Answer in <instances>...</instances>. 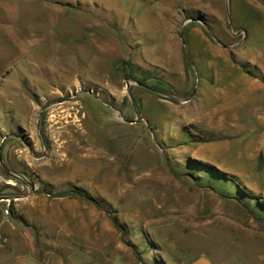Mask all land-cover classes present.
Segmentation results:
<instances>
[{"label": "rangeland", "instance_id": "374dc122", "mask_svg": "<svg viewBox=\"0 0 264 264\" xmlns=\"http://www.w3.org/2000/svg\"><path fill=\"white\" fill-rule=\"evenodd\" d=\"M200 258L264 264V0H0V264Z\"/></svg>", "mask_w": 264, "mask_h": 264}, {"label": "trees", "instance_id": "16d2710c", "mask_svg": "<svg viewBox=\"0 0 264 264\" xmlns=\"http://www.w3.org/2000/svg\"><path fill=\"white\" fill-rule=\"evenodd\" d=\"M139 82L142 83L141 80ZM209 171L212 173L213 177H218L216 174H214V172H212L211 170H209ZM69 194L80 196V197H82V198H84V199H86V200H88L90 202H94L96 205H98V203L93 198H90L88 196L82 195L81 193H74V192L71 191Z\"/></svg>", "mask_w": 264, "mask_h": 264}, {"label": "crops", "instance_id": "0c3cea01", "mask_svg": "<svg viewBox=\"0 0 264 264\" xmlns=\"http://www.w3.org/2000/svg\"><path fill=\"white\" fill-rule=\"evenodd\" d=\"M242 75L245 77L246 84H248L249 82L248 75L247 74H242ZM192 264H212V263L206 258H200Z\"/></svg>", "mask_w": 264, "mask_h": 264}, {"label": "water", "instance_id": "95a60500", "mask_svg": "<svg viewBox=\"0 0 264 264\" xmlns=\"http://www.w3.org/2000/svg\"><path fill=\"white\" fill-rule=\"evenodd\" d=\"M129 84H130V82L127 81V82H126L127 89H129ZM138 84H139V83H138Z\"/></svg>", "mask_w": 264, "mask_h": 264}]
</instances>
